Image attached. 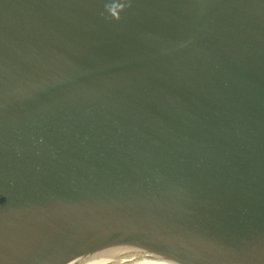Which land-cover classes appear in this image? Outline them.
<instances>
[{
	"label": "water",
	"instance_id": "1",
	"mask_svg": "<svg viewBox=\"0 0 264 264\" xmlns=\"http://www.w3.org/2000/svg\"><path fill=\"white\" fill-rule=\"evenodd\" d=\"M0 264H264V0H0Z\"/></svg>",
	"mask_w": 264,
	"mask_h": 264
}]
</instances>
